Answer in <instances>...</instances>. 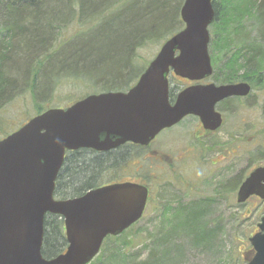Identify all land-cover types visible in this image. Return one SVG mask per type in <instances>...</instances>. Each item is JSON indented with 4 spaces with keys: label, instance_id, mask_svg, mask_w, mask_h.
<instances>
[{
    "label": "water",
    "instance_id": "1",
    "mask_svg": "<svg viewBox=\"0 0 264 264\" xmlns=\"http://www.w3.org/2000/svg\"><path fill=\"white\" fill-rule=\"evenodd\" d=\"M184 27L167 39L129 91L87 96L66 109H48L0 140V264H89L107 237H117L138 222L148 191L120 183L55 200V181L65 152H108L125 143L148 145L162 130L187 116L216 131L215 111L229 98H245L248 83L187 87L169 101L170 74L189 82L212 75L208 28L214 20L212 0H184ZM251 197L264 201V165L239 186L236 203ZM47 214L63 221L66 248L44 259L43 222ZM248 239L247 264H264V216Z\"/></svg>",
    "mask_w": 264,
    "mask_h": 264
},
{
    "label": "rangeland",
    "instance_id": "2",
    "mask_svg": "<svg viewBox=\"0 0 264 264\" xmlns=\"http://www.w3.org/2000/svg\"><path fill=\"white\" fill-rule=\"evenodd\" d=\"M59 9L65 11L63 6ZM72 9L77 12L78 6L75 4ZM0 10L3 12L5 9ZM92 10V6L84 8L86 18L90 17ZM57 11L60 14V10ZM77 18L60 29L58 39L66 42L77 36L71 45L74 47L62 50L58 57L44 66L40 84L33 92L39 104L37 100L41 101L48 91L40 103L42 110L65 109L80 99L101 93L98 87L83 79L84 76H78L76 80L64 75V72L75 75L91 73L92 64L88 62L92 55H77L76 51L81 46L84 53H91L97 40L103 39L100 38L102 33L109 32L105 28L90 31L95 27V21ZM61 19L65 21L67 14L63 13ZM106 37L108 40L116 39L110 35ZM162 43L147 44L137 51L134 72L152 61ZM13 63L22 71L27 69L25 63L18 59L13 58ZM62 72L61 77L55 79ZM211 77L202 83L215 84ZM169 84L170 94L184 87V82L172 75L169 76ZM258 85H264V79ZM31 96L24 89L0 109V140L35 116L37 107ZM237 100L224 105L221 103V110L220 103L216 106L224 118L218 135L191 143L194 122L188 120L183 126L174 128L171 137L170 132H162L156 137L153 147L163 154L160 163L146 160L143 169L136 173L134 166L128 164L122 170L107 169L98 176L99 184L117 177L131 179L139 176L149 184L150 199L142 218L120 238L125 245L120 247L111 240L105 241L99 255L90 264H245L244 257L249 256L250 251L248 239L264 216V201L251 199L245 205H237V190L222 197H218L216 191L220 189L217 185L240 173H244L245 178L253 168L250 160L256 158V153H264V88H253L248 97ZM157 140L166 142L162 147L163 144H157ZM219 145L224 147L222 153L213 148ZM187 147L194 149L191 155L186 153ZM131 153L134 158L138 156L137 151ZM201 200L208 201L200 221L202 230L199 231H204L203 237L183 228L185 215L181 211L184 206ZM51 219L46 218L48 221Z\"/></svg>",
    "mask_w": 264,
    "mask_h": 264
},
{
    "label": "trees",
    "instance_id": "3",
    "mask_svg": "<svg viewBox=\"0 0 264 264\" xmlns=\"http://www.w3.org/2000/svg\"><path fill=\"white\" fill-rule=\"evenodd\" d=\"M183 2L184 0H0V9H5L3 12L0 10V109L24 89L31 93L36 103L37 98L33 92L40 84L44 66L58 57L62 50L74 47L71 45L77 36L66 42L58 39L60 29L77 17L80 21H95V27L90 31L105 28L109 32L102 33L100 38L103 39L97 40L91 53H84L81 46L76 51L77 55H92L88 62L92 64V72L85 75L64 72L65 77L77 80L78 76H84L83 79L98 87L101 92L126 90L145 69L134 72L137 51L147 44L166 41L183 28L180 20ZM75 4L78 6L77 12L72 9ZM61 6L65 7V11L59 9ZM91 6L94 10L86 18L84 8ZM212 7L214 21L209 27L208 46L213 68L211 80L216 85L245 82L251 89H263L264 85L258 84L264 79V0H212ZM57 10H60V14ZM63 13L67 14V19L62 22ZM43 16L45 19H42ZM108 35L116 39L108 40ZM13 58L24 62L27 69L22 71L23 69L16 67ZM62 74L63 72L58 73L55 79ZM47 93L48 91L43 94L41 101L47 97ZM232 100L237 99H229L223 105ZM37 101L39 104L36 103L35 115L45 111L41 109V101ZM221 108L220 103L219 109ZM255 157L250 160L253 168L264 163L263 152L256 153ZM126 166V156L114 152L93 155L79 150L67 154L55 181L54 198L64 200L78 197L100 185L97 178L103 171L116 168L122 170ZM243 174L217 185L220 186L216 191L218 197L233 194L244 180ZM207 204L208 201L201 200L181 209L185 215L184 229L193 230L199 237L205 236L204 231L199 230H202L200 221L205 215ZM46 218L43 222L41 253L44 259H51L64 251L66 241L62 222L56 219L48 221ZM123 235L124 233L118 237H108L105 241L111 240L121 247L125 245L120 239Z\"/></svg>",
    "mask_w": 264,
    "mask_h": 264
},
{
    "label": "flooded vegetation",
    "instance_id": "4",
    "mask_svg": "<svg viewBox=\"0 0 264 264\" xmlns=\"http://www.w3.org/2000/svg\"><path fill=\"white\" fill-rule=\"evenodd\" d=\"M181 81L184 82V87H182V89H180V90L173 91L172 94H170L172 91H171L170 86H169V96H170V103L171 104L174 103V101L176 99V96L182 90H184L185 88L191 87V86H195V85H205L202 82H200V83L188 82V81L182 80V79H181ZM185 83H187V84L185 85ZM133 87H134V84L133 85H129L126 90L121 91V92H127ZM231 99H239V98H231ZM227 100H225V101H227ZM225 101H223L221 103H224ZM215 111L218 112L221 115V118H222L221 126L216 131H212L211 132V131L205 130L203 124L201 123V121H200V119L198 117H196V116H187L183 120H181L178 124H176V125H174V126H172L170 128L164 129L160 133H162V132L169 133L170 132V137H171L172 136L171 132H172V130L174 128L183 126L184 124L189 122L188 120H191V121L194 122V127H193V131H192V136H191L192 137L191 143H194V142L198 143V142H200L202 140L209 139L208 137L212 138V136L219 134V131H220V129H221L223 123H224V118H223V115H222L221 111L219 109L217 110V107H215ZM156 137L146 146L136 145V144H132V143H125V144H123L122 146H120V147H118L116 149H113V150H110V151L104 152V153H98V152H95L93 150H85V151H88V152L92 153L93 155H101V154L113 153L114 152L116 154H121L123 156H126L127 165H128L129 162H131V165L134 166L133 170L136 173V172L140 171L141 169H143V167L145 165L144 161H146V160H150V161L153 160V161H157L158 163L161 162V159L163 158V154L161 152H159L158 150L154 149V147H153V145L156 144V141H155ZM170 137L167 136V138H170ZM167 140L168 139H166V141ZM166 141L160 140L158 142V140H157V144H159V145L163 144L162 145V147H163L164 143ZM213 148L214 149L216 148L215 151H217L218 153H222L223 150H224V147H220V145L219 146H215ZM132 151H137L138 152V156L136 158L133 157L134 155L131 153ZM193 151H194V149H192V147H187L186 153L191 155V153ZM75 152H77V151H75ZM75 152H68V151L65 152L64 160H65L67 154H70V153L72 154V153H75ZM180 159H182V158H180ZM64 160H63V163H64ZM259 166H261V165H258L257 167H254L252 170H254L255 168H258ZM62 167H63V164H62ZM62 167H61V169H62ZM61 169H60V171H61ZM126 182L138 184V185L144 186L147 189L148 198H147L146 206H145V209H144V212H143V215H144V213L146 211V208L148 206V203H149V199H150V187H149V184H147V182L143 178H141L139 176L133 177L131 179H129V178L123 179V178H118L117 177V178H114L113 180H111L110 182H107V183H104V184H100V185H98V186H96L94 188H91V189L85 191L82 195H84L88 191L95 190V189H98V188H101V187H105V186H109V185H113V184L126 183ZM82 195H80L78 197H81ZM74 198H77V197H74ZM69 199H73V198H69ZM251 199H255L257 201H260L257 197H252L246 203H248ZM47 216L48 217H52L51 220L56 219V220H58L60 222V217L59 216L50 215V214H47L46 217ZM255 231H256V229L254 230V232Z\"/></svg>",
    "mask_w": 264,
    "mask_h": 264
}]
</instances>
